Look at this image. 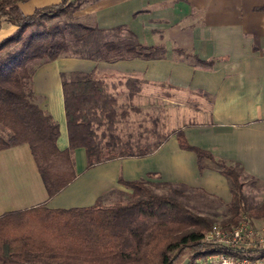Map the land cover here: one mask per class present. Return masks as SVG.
I'll return each mask as SVG.
<instances>
[{
	"label": "trees",
	"instance_id": "16d2710c",
	"mask_svg": "<svg viewBox=\"0 0 264 264\" xmlns=\"http://www.w3.org/2000/svg\"><path fill=\"white\" fill-rule=\"evenodd\" d=\"M25 1L0 0V29L4 24L14 26L0 39V151L29 146L47 199L77 177L76 148H84L86 171L106 161L149 155L171 134L181 149L196 155L200 173L212 169L226 178L231 199L223 203L216 198L227 211L217 220L195 212L181 200L185 190L211 197L203 190L144 178L124 180L120 175L118 183L127 190L111 189L88 206L50 208L43 202L2 213L0 264H177L180 260L212 264L199 259L212 254L264 257V245L257 242L244 247L204 240L215 224L232 229L244 219H264V203L252 205L244 192L246 180L262 181L247 174L240 163L189 144L181 128L165 135L154 133L156 141L144 145L140 138L133 141L117 132V123L129 113L125 107L118 110L117 97L123 94L132 100L142 92L145 81L62 72L68 146H57L59 125L39 106L33 91L32 77L38 66L60 57L116 62L163 55L161 48L140 43L123 26L105 30L82 22L75 15L79 0H59L32 13L21 10ZM191 61L212 64L194 55ZM155 186L167 191L157 192ZM110 195L118 198L107 204Z\"/></svg>",
	"mask_w": 264,
	"mask_h": 264
},
{
	"label": "crops",
	"instance_id": "0c3cea01",
	"mask_svg": "<svg viewBox=\"0 0 264 264\" xmlns=\"http://www.w3.org/2000/svg\"><path fill=\"white\" fill-rule=\"evenodd\" d=\"M58 1L27 0L20 8L32 13ZM78 8L75 15L82 22L105 30L123 26L140 43L161 48L163 56L116 62L60 57L38 66L33 91L59 125L60 149L68 146L62 72H92L111 81L136 77L145 81L142 92L159 86L183 93L193 108L176 129L183 130L189 144L240 163L264 182V0H79ZM13 30L4 24L0 39ZM193 55L212 64H193ZM73 155L75 180L49 199L45 191L40 203L50 208L91 205L111 189L127 190L118 183L120 175L182 183L223 203L231 199L226 178L212 169L200 173L196 155L181 149L174 134L149 155L106 161L86 171L84 148ZM0 162L7 163L0 170L1 215L9 211L8 198L38 192L44 185L27 144L1 150Z\"/></svg>",
	"mask_w": 264,
	"mask_h": 264
},
{
	"label": "rangeland",
	"instance_id": "374dc122",
	"mask_svg": "<svg viewBox=\"0 0 264 264\" xmlns=\"http://www.w3.org/2000/svg\"><path fill=\"white\" fill-rule=\"evenodd\" d=\"M21 8L25 11L24 5ZM167 94H173L174 96L168 98ZM117 98L118 110L120 111L125 107L129 111L127 117L117 123V132L122 137L132 138L133 141H138L140 138V145L156 141L154 133L165 135L184 124L189 120L188 115L191 113L190 108L192 107L190 102L186 103L184 101L182 92L159 86L147 87L139 95L133 97L132 100H127L123 94ZM78 161V157H76L77 164ZM6 164V162H0V170ZM38 181L42 184L40 177ZM150 181L159 180L153 178ZM246 183L244 192L248 196L249 202L254 206L262 205L264 203V182L246 180ZM154 188L157 192L167 191L164 187L155 186ZM41 196H45L44 188L38 192H31L19 198H8L6 200L8 202L7 208L9 210H19L28 208L27 206L33 204H40ZM117 198L116 195H110L106 198L105 203H111ZM181 200L195 212L208 217H215L217 220H220L227 212L226 206L223 203L198 191L185 190ZM244 222L247 223L253 234L249 240L239 246L248 247L256 242L264 245V219L254 221L244 219ZM186 255L187 253L183 257ZM204 258L201 257L199 261H204ZM177 264H183V261L180 260Z\"/></svg>",
	"mask_w": 264,
	"mask_h": 264
},
{
	"label": "built area",
	"instance_id": "2783aa9c",
	"mask_svg": "<svg viewBox=\"0 0 264 264\" xmlns=\"http://www.w3.org/2000/svg\"><path fill=\"white\" fill-rule=\"evenodd\" d=\"M252 231L247 223L241 221L232 229H223L215 224L205 235L206 241H217L225 245L239 246L252 236ZM203 263L212 264H264V257L261 258H236L224 254H212L205 256Z\"/></svg>",
	"mask_w": 264,
	"mask_h": 264
}]
</instances>
